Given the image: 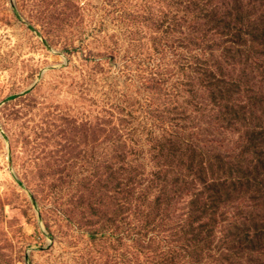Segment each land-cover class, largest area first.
Masks as SVG:
<instances>
[{
	"label": "trees",
	"instance_id": "16d2710c",
	"mask_svg": "<svg viewBox=\"0 0 264 264\" xmlns=\"http://www.w3.org/2000/svg\"><path fill=\"white\" fill-rule=\"evenodd\" d=\"M155 8L113 134L121 264H264V0Z\"/></svg>",
	"mask_w": 264,
	"mask_h": 264
},
{
	"label": "rangeland",
	"instance_id": "374dc122",
	"mask_svg": "<svg viewBox=\"0 0 264 264\" xmlns=\"http://www.w3.org/2000/svg\"><path fill=\"white\" fill-rule=\"evenodd\" d=\"M155 6L0 0V264H121L113 134L145 97Z\"/></svg>",
	"mask_w": 264,
	"mask_h": 264
}]
</instances>
